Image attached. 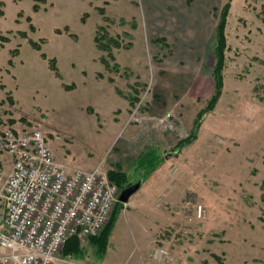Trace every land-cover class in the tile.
Here are the masks:
<instances>
[{
  "label": "rangeland",
  "instance_id": "1",
  "mask_svg": "<svg viewBox=\"0 0 264 264\" xmlns=\"http://www.w3.org/2000/svg\"><path fill=\"white\" fill-rule=\"evenodd\" d=\"M0 1L8 38L0 40V65L20 48L17 80L5 78L19 99L16 127L42 128L71 167L102 162L127 173L124 187L145 176L104 226L118 211L122 264H264V0ZM227 2L223 88L199 117L216 90V26ZM101 26L123 43L113 46L109 67L95 40ZM30 39L77 89L65 90ZM153 148L155 163L167 162L148 173L138 162ZM113 229L104 252L79 237L70 256L100 264Z\"/></svg>",
  "mask_w": 264,
  "mask_h": 264
},
{
  "label": "built area",
  "instance_id": "2",
  "mask_svg": "<svg viewBox=\"0 0 264 264\" xmlns=\"http://www.w3.org/2000/svg\"><path fill=\"white\" fill-rule=\"evenodd\" d=\"M0 148L11 156V170L0 167V264H83L62 250L102 232L121 191L108 169L60 161L40 127L5 126Z\"/></svg>",
  "mask_w": 264,
  "mask_h": 264
},
{
  "label": "trees",
  "instance_id": "3",
  "mask_svg": "<svg viewBox=\"0 0 264 264\" xmlns=\"http://www.w3.org/2000/svg\"><path fill=\"white\" fill-rule=\"evenodd\" d=\"M42 1H44V0H42ZM2 5H3V3L0 1V6H2ZM229 7H230L229 2H227L225 5L222 6L221 17H220L219 22L216 26V46H215L216 64L214 67V79H215V83H216V90H215L213 97L209 101L208 106L199 113V115H198L199 117H202V115L205 112H208L209 110L213 109V107L215 106V104H216V102H217V100L220 97L221 92H222V88H223L222 70L224 67L225 48L227 45L225 27H226V18H227L228 12H229ZM33 8H34V10L37 11L40 9V6L38 5V3H35L33 5ZM99 10L102 14H105V12H106L103 7H100ZM4 14H5L4 9L0 7V15H4ZM27 20L30 22V28L32 30H35V25L32 23V17L27 16ZM66 29H68V28H66ZM100 29L104 30V32L102 33V38L99 36V33H98L97 36L95 37V40L98 44V47L107 52L106 56L101 57V61L105 64L106 67H109L110 63L108 61V56L114 57V54L112 51L113 46L119 47V46H122L123 43L119 39V36H116V37L111 36L105 27L101 26ZM57 31L60 33L61 29H57ZM21 32L24 35L26 34L25 31H21ZM71 34L74 37H76L75 33H71ZM0 40H1L2 44H4L6 41H8V38L4 34L1 33L0 34ZM29 41L34 48H36L39 51L42 50V42H38V41H35L32 39H30ZM18 52H19V46L14 48L11 51L12 56L9 58V61H8L9 64L13 63V56H15ZM41 56L48 60L50 68L55 71L57 76H60V71H59V68L57 65V59L55 57H48V55L43 51H41ZM99 76H102V73H99ZM65 87L67 89H72L75 87V85L71 83V84H66ZM137 99L138 98L133 97V98H131L130 101H131V103H134ZM192 136H194V135L192 134ZM191 138H189L188 140H191ZM157 150L158 149L153 148L151 151H149V157L146 158L147 159L146 161H144L142 159L138 162V164L143 163L144 166L148 167V169H147L148 173L153 171L154 169H156L158 167V165L162 162L160 160H157V163H155L156 162L155 161L156 160L155 155L157 154ZM146 156H148V155H146ZM108 173H109V177L112 181H114L117 184H119L120 186L124 187V185L127 181V173L125 171L118 170V169H110V170H108ZM141 178L143 179V178H145V176H142L139 179H141ZM119 203L124 204L120 201H119ZM117 214H118V211H115L114 214L112 215L111 219L109 220L108 224L103 229V232L101 235L99 234L98 236L92 237L94 239V241L98 242L97 244L100 247L101 252H104L106 249V244L108 242L109 236H110L111 231H112L114 224L116 222ZM78 239H79V237H77V236H72L68 239V241L65 243L63 250H62L64 255H70V253L79 250V240Z\"/></svg>",
  "mask_w": 264,
  "mask_h": 264
},
{
  "label": "crops",
  "instance_id": "4",
  "mask_svg": "<svg viewBox=\"0 0 264 264\" xmlns=\"http://www.w3.org/2000/svg\"><path fill=\"white\" fill-rule=\"evenodd\" d=\"M47 2V1H46ZM5 15V14H4ZM3 47V46H0V48ZM13 49H11L12 51ZM20 55V48H19V52L13 56V63L12 64H9V60L7 61L6 64L4 65H0V132L1 130L5 127V126H8V125H5L4 124V121H8L11 125V127L15 128V129H19L18 127V121H15L14 120V116H13V107L17 104H19V99L18 97L16 96V94L13 92L12 88H10L7 84V82L5 81V78L7 76H10L12 78H15L17 80V77L15 75V68H16V58ZM41 55V54H40ZM45 59V58H44ZM47 60V59H46ZM49 63V62H48ZM58 65V64H57ZM75 65V64H74ZM50 67V66H49ZM59 68V67H58ZM51 69V68H50ZM52 70V69H51ZM55 74V77L59 79V81L62 83V85L64 83H66L64 81V78H63V75L60 71V76H57L55 71L52 70ZM102 72V70H100ZM67 84V83H66ZM14 85L16 86L15 89L17 88V83H14ZM2 87V88H1ZM64 87V85H63ZM66 91H71V90H75L77 88H72V89H67L66 87H64ZM6 92V93H5ZM8 92V93H7ZM110 94V93H109ZM6 95L8 97H10V100L7 99ZM13 96V97H12ZM10 101V102H9ZM93 112H95L93 110ZM55 153V151H54ZM167 162V158L165 160H163L161 163H166ZM98 163L100 162H97V161H90L88 164H87V168H92L94 167L95 165H97ZM67 165H69V163H65ZM70 166V165H69ZM75 166V165H74ZM0 167H2L4 170L6 171H10L11 170V156L9 155V153H6L4 151H2L0 149ZM71 167V166H70ZM161 166L157 167L156 170H158ZM86 168V167H85ZM153 174V173H152ZM145 179V178H143ZM145 184L144 180H143V183L140 187L139 190H141L143 188V185ZM185 190V188H183ZM182 189V190H183ZM139 190L137 192H139ZM136 192V193H137ZM137 195V194H136ZM135 195V196H136ZM134 195H132V197L130 198V201L129 203L133 200L132 198H135L133 197ZM134 201L136 202V199H134ZM133 214L131 215V217L134 216V218H136V213L135 212H132ZM119 219L117 220V223H118ZM117 223L113 229V232H112V235H111V241H113L112 243V247H110L108 249V252L107 254L104 256L103 260L101 261L100 264H122L123 263V259H124V256H125V251L126 248H123L121 249L118 244H117V237H115V228L117 226ZM116 239V241H115ZM128 249V248H127ZM112 252L113 255H116V256H113L112 257V260H110L111 258L110 257H107V255L109 256V254ZM131 253V252H129ZM80 261V260H79ZM82 263V261H80Z\"/></svg>",
  "mask_w": 264,
  "mask_h": 264
},
{
  "label": "water",
  "instance_id": "5",
  "mask_svg": "<svg viewBox=\"0 0 264 264\" xmlns=\"http://www.w3.org/2000/svg\"><path fill=\"white\" fill-rule=\"evenodd\" d=\"M142 183H143V179L141 178L123 187L118 196V201L124 204L128 203L132 195H134L140 189Z\"/></svg>",
  "mask_w": 264,
  "mask_h": 264
}]
</instances>
